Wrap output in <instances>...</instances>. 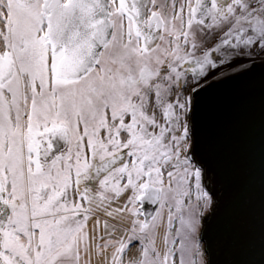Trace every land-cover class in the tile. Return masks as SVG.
I'll use <instances>...</instances> for the list:
<instances>
[{"label":"snow or ice","instance_id":"snow-or-ice-1","mask_svg":"<svg viewBox=\"0 0 264 264\" xmlns=\"http://www.w3.org/2000/svg\"><path fill=\"white\" fill-rule=\"evenodd\" d=\"M0 264H264V0H0Z\"/></svg>","mask_w":264,"mask_h":264},{"label":"water","instance_id":"water-1","mask_svg":"<svg viewBox=\"0 0 264 264\" xmlns=\"http://www.w3.org/2000/svg\"><path fill=\"white\" fill-rule=\"evenodd\" d=\"M216 96L220 108L224 112H230L234 106H239V111L237 113L239 123L238 136L242 147L245 149V155L252 165V171L258 178L260 154V111L258 93L248 91L243 95L242 85H232L218 90Z\"/></svg>","mask_w":264,"mask_h":264}]
</instances>
